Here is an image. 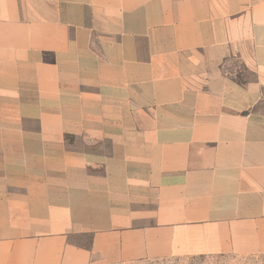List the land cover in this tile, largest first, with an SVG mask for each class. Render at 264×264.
Listing matches in <instances>:
<instances>
[{
	"label": "crops",
	"instance_id": "crops-1",
	"mask_svg": "<svg viewBox=\"0 0 264 264\" xmlns=\"http://www.w3.org/2000/svg\"><path fill=\"white\" fill-rule=\"evenodd\" d=\"M215 254L264 255V0H0V264Z\"/></svg>",
	"mask_w": 264,
	"mask_h": 264
},
{
	"label": "rangeland",
	"instance_id": "rangeland-1",
	"mask_svg": "<svg viewBox=\"0 0 264 264\" xmlns=\"http://www.w3.org/2000/svg\"><path fill=\"white\" fill-rule=\"evenodd\" d=\"M237 60H230L228 68H238V72L246 74L248 78L251 73L245 71ZM92 264H111L95 262ZM113 264H264V255H250V256H237L234 254H215V255H201L191 257H168L161 259H143L129 262H118Z\"/></svg>",
	"mask_w": 264,
	"mask_h": 264
}]
</instances>
